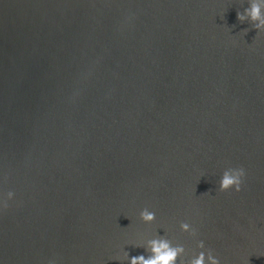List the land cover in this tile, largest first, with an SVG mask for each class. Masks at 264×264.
<instances>
[{
  "label": "water",
  "instance_id": "obj_1",
  "mask_svg": "<svg viewBox=\"0 0 264 264\" xmlns=\"http://www.w3.org/2000/svg\"><path fill=\"white\" fill-rule=\"evenodd\" d=\"M248 6L0 0V174L16 192L2 264H128L158 232L264 264V31L238 19ZM228 167L246 169L241 192L220 191Z\"/></svg>",
  "mask_w": 264,
  "mask_h": 264
},
{
  "label": "clouds",
  "instance_id": "obj_2",
  "mask_svg": "<svg viewBox=\"0 0 264 264\" xmlns=\"http://www.w3.org/2000/svg\"><path fill=\"white\" fill-rule=\"evenodd\" d=\"M248 3L249 6L243 12L238 13V19L242 22L250 20L258 32L264 31V0H248ZM246 175V169L243 167L226 168L219 180L220 191L241 192ZM6 179V176L0 174V211L8 208L9 202L15 200L16 197L15 190H4L3 184ZM139 216L147 224H151L157 219L156 212L148 207L143 208ZM180 229L193 238L198 236V229L187 221L180 223ZM137 246L145 247L147 255L130 256L129 252L124 250L122 260L128 264H221L219 257L214 254L212 249L206 247L203 239L197 240L196 247L199 251H194L190 256L187 255L188 250L184 244L176 243L167 235H160L159 232L142 239ZM186 256V259H181Z\"/></svg>",
  "mask_w": 264,
  "mask_h": 264
}]
</instances>
